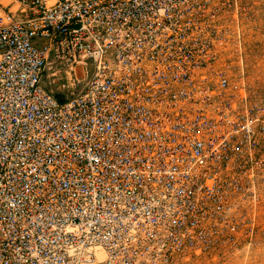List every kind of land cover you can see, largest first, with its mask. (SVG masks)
<instances>
[{
	"label": "built area",
	"instance_id": "2783aa9c",
	"mask_svg": "<svg viewBox=\"0 0 264 264\" xmlns=\"http://www.w3.org/2000/svg\"><path fill=\"white\" fill-rule=\"evenodd\" d=\"M13 1L0 5V264H189L250 243L264 97L229 72L241 0ZM51 58L81 66L82 90L42 85Z\"/></svg>",
	"mask_w": 264,
	"mask_h": 264
},
{
	"label": "rangeland",
	"instance_id": "374dc122",
	"mask_svg": "<svg viewBox=\"0 0 264 264\" xmlns=\"http://www.w3.org/2000/svg\"><path fill=\"white\" fill-rule=\"evenodd\" d=\"M0 5L14 11L18 4L13 0H0ZM235 35L240 41L241 61L232 60L229 72L233 82L239 79L249 89L254 101L264 97V0H241ZM87 74L81 66L68 65L51 58L43 72L42 85L55 96L65 98L79 92L87 83ZM261 202L252 208L255 216V233L250 243L240 240L225 248L211 249L190 260L189 264H264V177L260 178Z\"/></svg>",
	"mask_w": 264,
	"mask_h": 264
}]
</instances>
